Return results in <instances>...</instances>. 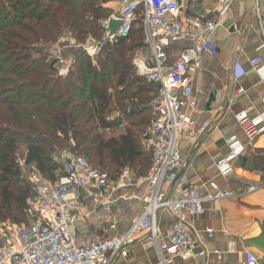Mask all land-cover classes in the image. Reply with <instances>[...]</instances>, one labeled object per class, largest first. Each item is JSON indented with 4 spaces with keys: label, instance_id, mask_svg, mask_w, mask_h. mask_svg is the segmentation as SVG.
I'll use <instances>...</instances> for the list:
<instances>
[{
    "label": "built area",
    "instance_id": "1",
    "mask_svg": "<svg viewBox=\"0 0 264 264\" xmlns=\"http://www.w3.org/2000/svg\"><path fill=\"white\" fill-rule=\"evenodd\" d=\"M199 1L190 0V5L195 7ZM119 3L117 13L100 20L103 29L100 38L88 36L78 43L70 34H64L48 48V58L56 75L65 76L73 63L64 53L68 46L94 56L102 45L125 36L135 21L142 22L147 55L135 60V68L147 81L160 85L158 96L151 102L154 116L150 124L152 158L148 171L136 177L124 168L114 181L94 168L84 156L69 149L59 152L61 167L52 180L30 164L28 180L34 194L26 199V212L33 219L28 225L14 226L13 230L0 235V238L9 235L0 239V264H117L116 257L129 256L133 242L144 231L158 253L156 264H174L176 257H203L206 251L189 232L184 217L201 214L206 202L233 195L232 191L220 189L214 181L209 183L210 191L203 194L199 185L179 172L182 154L178 147L185 126L194 124L187 113V108L195 104L193 72L212 33L226 15L230 0H219L218 9L210 16L184 13L177 0H119ZM255 12L259 16L264 7L257 5ZM113 18L120 19L122 24L109 35ZM251 65L264 78L261 59L251 60ZM237 119L260 125L257 132L264 133V112L250 118L247 111H242ZM229 145L228 155L217 163L223 175L232 172L231 162L243 150L233 139ZM257 174L264 178V171L259 170ZM139 181L147 185V199L141 214L122 233L86 244L76 243L71 227L78 219L77 194L81 189L113 184L125 188ZM255 189V186H243L238 190ZM163 210L171 217L165 229L158 226ZM206 232L212 237L211 228Z\"/></svg>",
    "mask_w": 264,
    "mask_h": 264
},
{
    "label": "trees",
    "instance_id": "2",
    "mask_svg": "<svg viewBox=\"0 0 264 264\" xmlns=\"http://www.w3.org/2000/svg\"><path fill=\"white\" fill-rule=\"evenodd\" d=\"M107 1L0 0V71L7 68L0 77L1 220L33 219L26 199L34 189L20 177L18 156L49 180L63 149L95 161L113 180L125 167L140 176L151 164L142 140L151 138V102L160 85L134 71L133 56L145 47L142 22L94 56L77 54L65 76L43 54L64 34L78 43L100 38V20L112 13Z\"/></svg>",
    "mask_w": 264,
    "mask_h": 264
},
{
    "label": "crops",
    "instance_id": "3",
    "mask_svg": "<svg viewBox=\"0 0 264 264\" xmlns=\"http://www.w3.org/2000/svg\"><path fill=\"white\" fill-rule=\"evenodd\" d=\"M177 1L184 13L203 16L212 15L219 7V0H200L195 7L190 0ZM230 2L193 72L195 104L187 108V113L194 124L185 126L178 147L182 154L179 172L199 185L203 194L210 191L209 183L214 181L233 195L206 202L201 214L185 215L189 232L206 254L176 257L174 264L264 263V178L257 174L264 171V133L257 132L260 125L237 119L242 111H247L250 118L264 112V78L251 65V60L260 58L264 69V12L259 16L255 12L257 5L264 7V0ZM119 7L116 0L114 13ZM181 45L175 48L174 55ZM80 52L69 46L64 51L73 61ZM140 52L136 59H141ZM231 139L243 150L232 160V172L223 175L217 163L228 155ZM142 142L151 147L148 139ZM56 158L59 162V154ZM243 186L256 189L238 190ZM146 199L147 185L143 181L125 188L113 184L81 189L77 194L78 219L71 227L76 243L86 244L122 233L141 214ZM170 223L168 211H161L158 226L165 229ZM207 228L212 229V237H208ZM157 261L158 253L145 231L136 237L129 256L115 259L117 264Z\"/></svg>",
    "mask_w": 264,
    "mask_h": 264
},
{
    "label": "rangeland",
    "instance_id": "4",
    "mask_svg": "<svg viewBox=\"0 0 264 264\" xmlns=\"http://www.w3.org/2000/svg\"><path fill=\"white\" fill-rule=\"evenodd\" d=\"M115 4H116V0H108L107 2H106V6H108V7H110L111 9H112V14H114V10L115 9H113L114 8V6H115ZM113 7V8H112ZM63 37V35L61 36V37H59V39H61ZM96 38H98V37H96ZM52 46V45H51ZM50 47V45H48V46H45L44 47V49H43V54L45 55H47L48 56V48ZM139 51H141L140 52V54H139V57L141 56V58L143 57H145L146 55H147V49H141V50H139ZM25 53H27V52H22L21 54L23 55V54H25ZM20 54V55H21ZM35 57H39V56H37V55H34ZM136 58H137V56H136V53L134 54V56H133V59H132V63H133V66H134V68H135V60H136ZM16 62L14 61V57H13V59H12V62H11V64L13 65V64H15ZM6 69L7 68H3V70H1L0 71V77H4L5 75L3 74V72L4 71H6ZM135 73H136V75H139L138 73H137V71H136V68H135ZM140 76V75H139ZM147 81V80H146ZM147 82H149V81H147ZM147 129H150V127L149 128H147ZM151 133H152V130H151ZM77 154H79V153H77ZM80 155H82L81 153H80ZM82 156H84V155H82ZM18 159L21 161V162H19V167H20V177L24 180V181H26V182H29V180H28V176H29V172H30V164H26V163H24V162H22L23 160H22V156H18ZM90 162H91V164H92V166L94 167V168H96V169H100L101 170V168L100 167H98L97 165H96V163H95V161H93V160H90ZM136 177H138V176H136ZM111 180H113V179H111ZM116 179H114V181H115ZM23 224H25V223H15V222H12V221H10V220H7V219H5V220H1L0 219V235H2V233L4 232V231H11V230H13L15 227L14 226H21V225H23ZM14 227V228H13ZM7 234H8V232H6ZM9 237V235L8 236H2L0 239H6V238H8Z\"/></svg>",
    "mask_w": 264,
    "mask_h": 264
},
{
    "label": "water",
    "instance_id": "5",
    "mask_svg": "<svg viewBox=\"0 0 264 264\" xmlns=\"http://www.w3.org/2000/svg\"><path fill=\"white\" fill-rule=\"evenodd\" d=\"M122 24V21L118 18H113L109 25V35L114 34L115 30Z\"/></svg>",
    "mask_w": 264,
    "mask_h": 264
}]
</instances>
